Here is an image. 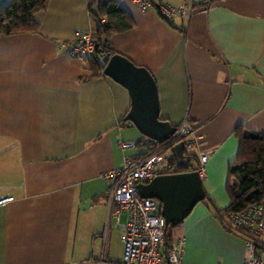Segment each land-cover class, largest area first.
I'll return each mask as SVG.
<instances>
[{
	"label": "crops",
	"instance_id": "0c3cea01",
	"mask_svg": "<svg viewBox=\"0 0 264 264\" xmlns=\"http://www.w3.org/2000/svg\"><path fill=\"white\" fill-rule=\"evenodd\" d=\"M118 1L133 27L113 35L112 48L153 74L161 119L189 120L211 150L202 175L207 199L179 225L183 263L244 264L245 238L216 210L230 203L236 129L264 134V0H164L194 4L190 17L173 20ZM35 19L38 32L0 36V198L14 197L0 207V264L121 260L127 215L109 216L105 174L148 151L124 150L120 141L146 136L125 119L128 90L90 77L86 61L62 49L94 27L89 0H49Z\"/></svg>",
	"mask_w": 264,
	"mask_h": 264
},
{
	"label": "built area",
	"instance_id": "2783aa9c",
	"mask_svg": "<svg viewBox=\"0 0 264 264\" xmlns=\"http://www.w3.org/2000/svg\"><path fill=\"white\" fill-rule=\"evenodd\" d=\"M94 1L96 8L99 0H89L90 3ZM134 2L142 10H157L160 16L167 20H173L178 16L190 17L194 6L193 3L174 6L164 0ZM104 21L103 17L95 22ZM96 45L91 28L87 31H77L72 40L62 44V49L74 58L87 61L94 53ZM112 56L109 50H103L96 58L107 62ZM181 141H185L187 149H198L200 163L198 171L202 176L206 171L211 150L202 149V136L189 120L177 126L173 136L161 145L148 137L141 141H120L119 145L124 150L144 145L148 151L142 155H126L122 166L105 174L108 180L109 216L119 221L120 216L126 214L127 221L122 226L121 239L124 246L122 259L110 261L103 257L99 264H184V239L176 238L171 247H167L168 230L166 219L161 213V203L156 198L142 197L138 188L140 183H149L156 176L167 173L169 157L166 156V152ZM13 199V196L0 198V207ZM226 219L228 227L246 240L249 254L244 264H264V203H255L242 211L232 212Z\"/></svg>",
	"mask_w": 264,
	"mask_h": 264
},
{
	"label": "trees",
	"instance_id": "16d2710c",
	"mask_svg": "<svg viewBox=\"0 0 264 264\" xmlns=\"http://www.w3.org/2000/svg\"><path fill=\"white\" fill-rule=\"evenodd\" d=\"M48 4L49 0H11L9 4L0 7V36L19 32H38L40 24L35 19V14L46 10ZM95 4V1L90 3V13L94 21L93 38L97 43L94 53L86 61L92 71L90 77L104 76L106 62L96 58L101 51L109 50L112 55L118 53L112 48V36L133 27L131 16L118 0H99L96 8ZM103 17L104 22H95ZM236 136L239 139V153L237 159L229 165L227 184L230 203L227 207L216 210L217 217L228 229H231L226 219L228 214L242 211L255 203H264V134L245 131L242 127H238ZM156 143L161 145L160 142ZM186 154L188 164L185 167H181L174 156L169 157L167 173L198 170L200 163L197 154L187 150ZM236 176L240 178L238 183L232 180ZM178 226L168 229L167 247H171L175 240L174 229Z\"/></svg>",
	"mask_w": 264,
	"mask_h": 264
},
{
	"label": "water",
	"instance_id": "95a60500",
	"mask_svg": "<svg viewBox=\"0 0 264 264\" xmlns=\"http://www.w3.org/2000/svg\"><path fill=\"white\" fill-rule=\"evenodd\" d=\"M104 75L128 90L131 108L125 116L127 121L132 122L144 136L160 143L173 136L177 126L160 117L158 87L149 69L117 53L106 62ZM172 151L178 164L181 167L187 166L185 142L173 146ZM138 188L142 197L160 201L166 230L180 225L206 197L198 170L160 174L149 183H140Z\"/></svg>",
	"mask_w": 264,
	"mask_h": 264
},
{
	"label": "rangeland",
	"instance_id": "374dc122",
	"mask_svg": "<svg viewBox=\"0 0 264 264\" xmlns=\"http://www.w3.org/2000/svg\"><path fill=\"white\" fill-rule=\"evenodd\" d=\"M189 151H192L191 149H189ZM173 154V151H172V149H169L167 152H166V156H168V157H170L171 155ZM182 229H181V226H179V227H177V228H175L174 229V232L176 233V238H179V233H182V231H181ZM181 238H183V236H180ZM175 238V239H176ZM184 239V238H183Z\"/></svg>",
	"mask_w": 264,
	"mask_h": 264
}]
</instances>
